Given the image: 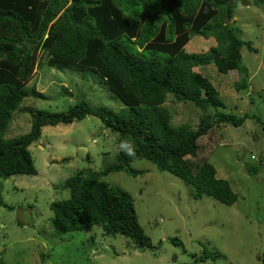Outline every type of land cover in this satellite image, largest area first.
Masks as SVG:
<instances>
[{
    "label": "trees",
    "instance_id": "trees-1",
    "mask_svg": "<svg viewBox=\"0 0 264 264\" xmlns=\"http://www.w3.org/2000/svg\"><path fill=\"white\" fill-rule=\"evenodd\" d=\"M250 5L246 0H0V178L38 174L30 146L41 139L43 128L94 116L120 144L131 141L135 157L121 151L116 165L68 178L62 187L70 197L50 206L57 235L102 225L106 235L124 236L141 251L153 249L133 196L102 179L112 172L140 175L131 166L137 158L182 179L194 189L195 199L211 197L234 205L238 195L227 180L217 178L214 165L187 157L197 158L198 140L213 124L240 127L249 118L222 111L224 102L200 67L213 64L223 74L240 71L245 77L236 89L247 88L249 70L242 65V49L258 50L228 21L237 8ZM195 37L213 41L209 52L187 51ZM43 61L108 91L124 107L95 108L82 100L65 112L34 111L29 133L6 138L24 101L45 98L29 87ZM169 98L204 113L199 130L172 123V111L165 105ZM246 170L256 176L261 167L247 164ZM0 205L13 210L1 195ZM209 259L217 260L206 250L196 261ZM259 260L264 264V250Z\"/></svg>",
    "mask_w": 264,
    "mask_h": 264
},
{
    "label": "rangeland",
    "instance_id": "rangeland-1",
    "mask_svg": "<svg viewBox=\"0 0 264 264\" xmlns=\"http://www.w3.org/2000/svg\"><path fill=\"white\" fill-rule=\"evenodd\" d=\"M246 1L251 5L237 8L228 22L239 28L242 40L251 41L258 50L250 53L242 49V65L249 70L247 88L236 89L245 77L240 71L223 74L213 64L201 66L200 71L218 90L225 105L222 111L249 118L240 127L213 124L198 140L197 158L187 157L198 164L206 161L214 165L217 178L230 183L238 201L228 206L211 197L195 199L194 189L182 179L137 158L131 166L142 172L140 175L112 172L102 179L133 196L139 222L153 249L141 251L124 236L106 235L102 225L57 235L50 206L70 197L69 190L62 187L64 182L82 170L101 172L116 165L122 150L117 135L94 116L70 125L48 126L41 139L30 146L38 174L0 178L2 200L13 208L0 205V262L260 264L264 250V131L260 123L264 122V3ZM212 44L195 37L186 48L190 53H207ZM42 64L29 87L35 86L45 98L24 101L6 138L29 133L34 111L65 112L82 100L95 108L124 107L108 91L44 61ZM165 105L172 111L173 124L200 129L204 113L199 108L172 98ZM247 164L260 166L259 174L250 176ZM206 250L217 260L196 261Z\"/></svg>",
    "mask_w": 264,
    "mask_h": 264
},
{
    "label": "clouds",
    "instance_id": "clouds-1",
    "mask_svg": "<svg viewBox=\"0 0 264 264\" xmlns=\"http://www.w3.org/2000/svg\"><path fill=\"white\" fill-rule=\"evenodd\" d=\"M121 150L125 153V155L129 157H135V148L131 141L129 140H122L120 144Z\"/></svg>",
    "mask_w": 264,
    "mask_h": 264
}]
</instances>
